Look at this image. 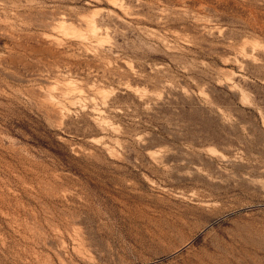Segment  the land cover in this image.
Returning a JSON list of instances; mask_svg holds the SVG:
<instances>
[{
  "label": "rangeland",
  "instance_id": "374dc122",
  "mask_svg": "<svg viewBox=\"0 0 264 264\" xmlns=\"http://www.w3.org/2000/svg\"><path fill=\"white\" fill-rule=\"evenodd\" d=\"M0 264H264V0H0Z\"/></svg>",
  "mask_w": 264,
  "mask_h": 264
}]
</instances>
